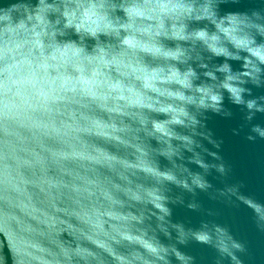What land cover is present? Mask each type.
Returning a JSON list of instances; mask_svg holds the SVG:
<instances>
[{"label": "water", "instance_id": "water-1", "mask_svg": "<svg viewBox=\"0 0 264 264\" xmlns=\"http://www.w3.org/2000/svg\"><path fill=\"white\" fill-rule=\"evenodd\" d=\"M261 135L264 0H0V264H264Z\"/></svg>", "mask_w": 264, "mask_h": 264}, {"label": "clouds", "instance_id": "clouds-1", "mask_svg": "<svg viewBox=\"0 0 264 264\" xmlns=\"http://www.w3.org/2000/svg\"><path fill=\"white\" fill-rule=\"evenodd\" d=\"M217 55H220L222 53H215ZM219 71H225V69L223 67H220L218 69ZM227 72L230 73V68L228 66L227 68ZM232 78L229 77L228 79V86H223V88L227 89L229 91V93L231 94V98L235 103H246L247 107L249 109H252L253 107H255L256 103L254 100H248L247 102L243 101V97H242V92L244 91V89L242 87H240L238 84L232 83ZM212 102L219 104V102L221 101L222 97L219 96V98H217L216 96H213L212 98ZM258 110H261L260 108H257ZM256 131V128L254 129ZM264 136V135H261ZM198 240L200 241H205L203 238L200 237H196ZM206 242V241H205Z\"/></svg>", "mask_w": 264, "mask_h": 264}, {"label": "snow or ice", "instance_id": "snow-or-ice-1", "mask_svg": "<svg viewBox=\"0 0 264 264\" xmlns=\"http://www.w3.org/2000/svg\"><path fill=\"white\" fill-rule=\"evenodd\" d=\"M197 35L200 36L201 38H203L205 34H204V33H197ZM225 54H226V55H230V54H228V53H225Z\"/></svg>", "mask_w": 264, "mask_h": 264}]
</instances>
